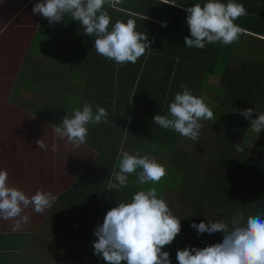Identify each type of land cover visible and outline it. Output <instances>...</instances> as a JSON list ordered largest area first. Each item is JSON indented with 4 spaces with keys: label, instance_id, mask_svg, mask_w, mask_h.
<instances>
[{
    "label": "trees",
    "instance_id": "1",
    "mask_svg": "<svg viewBox=\"0 0 264 264\" xmlns=\"http://www.w3.org/2000/svg\"><path fill=\"white\" fill-rule=\"evenodd\" d=\"M7 1L24 6L30 0ZM164 2L122 0L115 7L104 6L111 18L109 28L116 20L126 22L132 18L136 31L146 34L151 41L150 49L134 64L129 62L121 66L97 54L95 37L87 36L83 26L67 15L62 22L52 25L41 15L37 32L58 38L65 59L71 68L76 65L79 80L85 82V87L77 88L82 101L79 107L88 101L108 112L107 123L92 125L93 136L87 137L85 143L97 154V167L102 168V181L106 178L107 182L106 198L102 190L99 224L103 223L108 210L120 201H129L141 189L156 187L158 195L162 196L166 188L178 189L179 186L180 179L175 177V181H169L170 185L164 181L142 185L129 180L127 187L109 190L108 182L118 171L116 161L122 148L129 153L140 150L141 154H164L163 159L169 161L170 166L165 169L171 176L174 172L179 176L180 169H192V184H185L188 190L184 201L174 209L169 206L173 215L180 219L181 232L170 245L162 248L169 252L172 264H179L177 250L188 246L201 248L202 242L206 243L203 247L222 242L223 234L219 232L197 235V230L190 227L193 222L224 219L230 225L231 218L240 212L245 214V219L264 213V130H261L255 150L245 151L241 158L229 162L227 151L223 149L226 140L232 141L228 151L236 150L235 144L242 145V141L233 140V136L251 121L239 112L253 108V119L258 110L264 108V0H237L247 10V15L235 21L243 29L239 39L230 45L206 44L203 49L185 45L184 37L190 36V31L184 9L196 3L203 6L206 0H175L176 6ZM164 22L166 26H162ZM212 77L218 78V86L210 82ZM181 83L198 97L207 92L217 103L204 100L217 119L203 121L217 132L211 142L220 146L218 152H202L198 146L200 140L192 141L153 123L155 115L167 112L175 93L182 90ZM133 136L136 141H130L129 137ZM204 156H209L208 162L196 172L191 162L201 161ZM99 210L97 206L95 214ZM84 246L86 249L75 251V264L86 263L89 240ZM88 260L97 262L95 254Z\"/></svg>",
    "mask_w": 264,
    "mask_h": 264
},
{
    "label": "clouds",
    "instance_id": "2",
    "mask_svg": "<svg viewBox=\"0 0 264 264\" xmlns=\"http://www.w3.org/2000/svg\"><path fill=\"white\" fill-rule=\"evenodd\" d=\"M122 0H38L32 7L33 14L42 15L49 25L62 22L70 16L84 28L87 36L95 37L94 48L97 54L118 65L136 63L143 56L151 41L146 34L136 31L135 20H116L111 24L109 11L104 7H115ZM164 4L176 6L175 0H165ZM181 7H183L181 5ZM190 36H185L188 48L203 49L206 44L230 45L239 39L243 29L235 21L247 10L237 0H206L184 9ZM166 26V22L162 23ZM181 91L175 93L164 115H155L153 123L165 130H173L181 136L198 141L202 120L217 118L201 97L183 83ZM254 110L248 108L239 114L251 121V130L260 133L264 130V114L252 119ZM105 108L84 101L81 107L74 108L71 115L53 124L56 140L65 141L74 147L87 142L88 126L107 123ZM38 148L47 149L44 139L36 141ZM59 144L53 142L51 151L57 153ZM234 147L242 151L239 144ZM118 171L108 182L109 190L119 191L127 187L129 176L136 175L139 184H157L166 175L165 166L149 154L141 155L122 151L116 161ZM57 197L52 192L36 190L31 196L22 189L12 186L6 169L0 168V219L28 223L29 215H24L30 206L36 213H43L51 207ZM190 227L197 235L222 233V242L203 248L188 246L177 250L179 264H264V213L255 216L240 212L231 218L230 225L223 220L200 223ZM181 232L180 219L173 215L168 202L159 196L156 187H148L135 192L129 201H120L107 211L102 224H98L93 242L94 254L107 264H172L170 254L162 251Z\"/></svg>",
    "mask_w": 264,
    "mask_h": 264
},
{
    "label": "crops",
    "instance_id": "3",
    "mask_svg": "<svg viewBox=\"0 0 264 264\" xmlns=\"http://www.w3.org/2000/svg\"><path fill=\"white\" fill-rule=\"evenodd\" d=\"M34 1L17 6L0 0V168L27 195L39 189L57 199L43 213L25 209L28 223L0 219V264H75V251L86 249L89 240L87 263L107 182L87 144L77 148L54 137L53 124L80 106L77 88L85 82L77 79L76 65L71 68L56 38L37 32ZM40 139L47 149L38 148ZM53 142L60 146L57 153Z\"/></svg>",
    "mask_w": 264,
    "mask_h": 264
},
{
    "label": "rangeland",
    "instance_id": "4",
    "mask_svg": "<svg viewBox=\"0 0 264 264\" xmlns=\"http://www.w3.org/2000/svg\"><path fill=\"white\" fill-rule=\"evenodd\" d=\"M37 2H38V0H35L31 4V8ZM40 16L41 15H39V14H34V20H38L40 18ZM35 26H37V25H35ZM54 41H56L59 44V46L61 47V45L59 43L60 40L58 38L55 39ZM44 62H47V61H43V64L46 65ZM65 69H66V66L64 67L63 64H60V70H61V72H63V70H65ZM78 80H79V78H78ZM210 82L212 84H214V85H217V86L219 84V80H218L217 77H212L211 80H210ZM202 94L203 95L201 96V98L203 100L208 101V102H211L212 104H215V105L217 104L216 102H214L211 99L210 95L207 94V92H203ZM259 114H264V108L259 109L258 112L255 114V116H254L253 119L257 118V115H259ZM200 122L202 123V128L200 129V136H199V140L200 141H199V145H198L199 146V149L202 152L204 151V152H207V153H215V152H218L217 150L218 149L220 150V146H215L211 142V139L214 138L215 135H216V133H217L216 130L213 131L210 125H206V122L205 121L202 120ZM250 126H251V122L248 124V126L245 129H241V131L236 132V134H234L235 136H233V140H235L236 138H238V139H240L242 141V145H240V148L242 149V151H238V152L236 150H230V151H228V149L231 146V142L232 141L226 140L225 143L227 145L226 146H223V149H226V151H227V156L229 157V162L234 161V160H236L238 158H241L242 155H244L246 153L245 151H247V150H249V151L255 150L256 144L258 142V138H259L261 132L259 134L253 132L251 130V127ZM231 132H233V131L231 130ZM240 134L242 135L241 137H240ZM129 138H130V141H136L137 140L136 139V136L129 137ZM225 138H226V136H225ZM231 140H232V138H231ZM122 149L124 150V148H122ZM129 151H131V150H129ZM201 151H199L200 154H202ZM158 153L160 154V156H158V155H152V154H149V153H147V154H149L151 156H154L159 163L163 164L165 166V168L168 169L167 167H170L169 166V163H168L169 161L163 159V156H165L164 154H162L160 152H158ZM141 155H144V154H141ZM208 158H209V156H204L201 161H199V159H198L197 163H196V161L191 162V163L195 164V168L194 169L196 170V172H197V169L198 168L204 166V163L205 162H208ZM198 162H200V163H198ZM198 172H199V174L197 176L199 177L200 171H198ZM178 174H179V176H175V172H174L173 176H171V175H169L168 171H166V175L164 177L167 178V179L160 180V181H164V182H166L167 184L170 185V182L175 181L174 180L175 177H179V179H180L178 189H169V188H166L163 191V194H162V196L168 202L169 206H172L173 209L175 208V206H177L179 204V202L184 201L183 200L185 198L184 196H187V190H188L186 188V185L185 184H187L188 182H190L192 184L191 181H192V178H193V171H192L191 168L189 170H187V169H180ZM129 177H130L129 180H131L132 182H135L136 184H139L137 182V180H136V175L135 174H132ZM186 200L187 199H185V201ZM184 212H186L187 214H189V211L188 210H184ZM208 220H211V218L208 217ZM96 225H98V224H96ZM96 227L97 226H94V231H95ZM183 227H186V225L183 224ZM97 239L98 238L95 236L94 241L97 240ZM90 251H91L92 254H94V247L93 246L91 247ZM95 256H96V261L97 262L96 263H93L92 261H89L88 260L87 264H107V262L104 261L102 257L97 256V255H95ZM101 259H102L103 262H101Z\"/></svg>",
    "mask_w": 264,
    "mask_h": 264
}]
</instances>
